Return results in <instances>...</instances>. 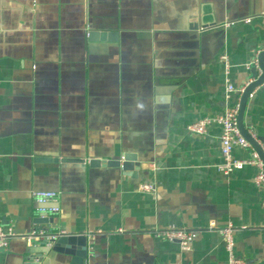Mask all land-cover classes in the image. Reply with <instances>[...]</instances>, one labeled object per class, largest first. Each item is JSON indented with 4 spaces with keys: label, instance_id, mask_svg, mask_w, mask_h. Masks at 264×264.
Instances as JSON below:
<instances>
[{
    "label": "crops",
    "instance_id": "obj_1",
    "mask_svg": "<svg viewBox=\"0 0 264 264\" xmlns=\"http://www.w3.org/2000/svg\"><path fill=\"white\" fill-rule=\"evenodd\" d=\"M263 49L264 0H0V225L18 234L0 264H28L40 241L25 238L34 191L58 193L48 227L87 238L84 264H264L257 168L221 172V126L188 130L240 101L228 87ZM244 123L264 139V85ZM125 154L138 171L90 165ZM171 227L197 233L190 250L156 236ZM37 245L39 264H74Z\"/></svg>",
    "mask_w": 264,
    "mask_h": 264
},
{
    "label": "built area",
    "instance_id": "obj_2",
    "mask_svg": "<svg viewBox=\"0 0 264 264\" xmlns=\"http://www.w3.org/2000/svg\"><path fill=\"white\" fill-rule=\"evenodd\" d=\"M261 51V50H260ZM259 51V52H260ZM258 52V53H259ZM258 55V54H257ZM225 59V57H224ZM257 64V56L253 61ZM252 63V64H253ZM249 81L241 88L228 87V99L232 93L237 92L240 96L243 94L246 87L250 84ZM240 110V101L234 103V105L229 106L225 109L222 115L212 118L205 117L198 120L188 126V130L197 135L205 136L208 134L209 129L214 125L218 124L222 128L221 135V151L223 155V163L219 166L221 172L225 174H230L235 170L242 169L246 165H251L257 168L258 172L255 177L256 184L264 186V160L260 155L254 150L251 144L243 137L238 128V114ZM257 139V137H254ZM235 146H242L244 148H252L253 153L250 159L247 160H237L233 156V150ZM144 191H153L155 188L153 185L144 184L141 186ZM33 198L36 201V211L39 214L46 216H54L60 212V206L56 204L58 199V193L53 191H34ZM210 229H218L216 222L212 221L210 223ZM234 226L230 223L223 226L220 229L222 233L227 249L232 254L234 249ZM38 232H33L31 235L25 237L28 240H33L35 238L40 239ZM61 234V233H57ZM18 234L13 228H4L0 225V246L6 247L11 238L17 237ZM156 236L163 237L165 240L170 242H177L182 250H190L193 246L194 241L197 238V233L193 231H188L182 228L171 227L166 231L156 232ZM52 238H55L53 236ZM232 264H239L242 262L235 259L233 256L231 258Z\"/></svg>",
    "mask_w": 264,
    "mask_h": 264
},
{
    "label": "water",
    "instance_id": "obj_3",
    "mask_svg": "<svg viewBox=\"0 0 264 264\" xmlns=\"http://www.w3.org/2000/svg\"><path fill=\"white\" fill-rule=\"evenodd\" d=\"M213 24V23H212ZM261 71V75L258 73ZM250 84L246 87L240 99V110L238 114V128L243 135V137L251 144L254 150L260 155L264 160V148L261 143L264 142L263 138L255 139L253 134L249 131L244 123L245 113L247 109L248 102L251 98L253 92L264 85V49L261 50L257 55V64L250 65ZM81 161V160H78ZM92 167L109 166V167H121L124 172L138 171L141 167L140 162L134 154H125L120 161H103L99 159H94L90 161ZM37 213V211H36ZM54 219L52 216H46L37 213L34 218V223L38 226L36 232L40 233V241H35L33 244L38 246H51L56 252H62L71 254L74 256V264H84V260L88 254V242L85 236L78 235H63L57 234L48 225L53 224ZM55 236V238H52ZM29 249L28 252L30 260L28 264H39L42 260L44 253H36V246ZM36 253V254H35Z\"/></svg>",
    "mask_w": 264,
    "mask_h": 264
}]
</instances>
